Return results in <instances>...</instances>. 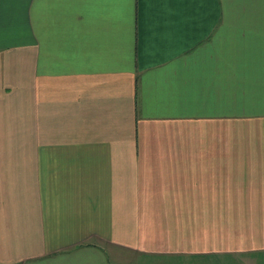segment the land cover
<instances>
[{"label":"crops","instance_id":"obj_1","mask_svg":"<svg viewBox=\"0 0 264 264\" xmlns=\"http://www.w3.org/2000/svg\"><path fill=\"white\" fill-rule=\"evenodd\" d=\"M0 146V264L226 263L264 215V0H0Z\"/></svg>","mask_w":264,"mask_h":264},{"label":"rangeland","instance_id":"obj_2","mask_svg":"<svg viewBox=\"0 0 264 264\" xmlns=\"http://www.w3.org/2000/svg\"><path fill=\"white\" fill-rule=\"evenodd\" d=\"M5 151L0 146V157H4ZM229 220L245 224L253 223L251 227V240H247L248 250L241 252H228L226 263L222 264H264V215H229ZM242 229L239 230V234ZM212 264H221L212 262Z\"/></svg>","mask_w":264,"mask_h":264}]
</instances>
